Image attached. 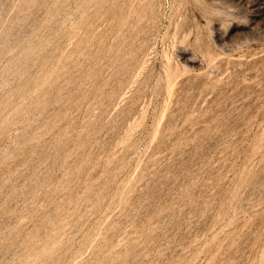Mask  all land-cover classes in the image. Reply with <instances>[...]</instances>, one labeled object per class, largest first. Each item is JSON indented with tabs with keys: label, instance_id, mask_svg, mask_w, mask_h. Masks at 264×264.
<instances>
[{
	"label": "rangeland",
	"instance_id": "obj_1",
	"mask_svg": "<svg viewBox=\"0 0 264 264\" xmlns=\"http://www.w3.org/2000/svg\"><path fill=\"white\" fill-rule=\"evenodd\" d=\"M0 264H264V0H0Z\"/></svg>",
	"mask_w": 264,
	"mask_h": 264
}]
</instances>
